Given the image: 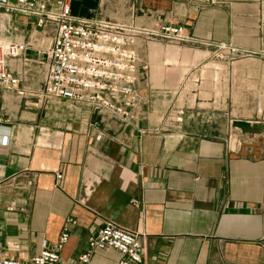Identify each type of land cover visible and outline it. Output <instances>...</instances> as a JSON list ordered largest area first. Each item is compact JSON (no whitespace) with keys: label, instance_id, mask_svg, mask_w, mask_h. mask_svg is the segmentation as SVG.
Instances as JSON below:
<instances>
[{"label":"crops","instance_id":"crops-1","mask_svg":"<svg viewBox=\"0 0 264 264\" xmlns=\"http://www.w3.org/2000/svg\"><path fill=\"white\" fill-rule=\"evenodd\" d=\"M70 10L149 29L182 26L264 59V0H72ZM38 31L16 14L0 16V36L32 44L8 69L33 93L44 71ZM135 51L144 73L126 117L65 100L34 107L0 89V136L9 137L0 147V257L29 258L72 218L61 264H77L107 222L140 235L142 264H264V123L232 130L230 113L203 106L211 97L201 69L213 48L139 41ZM120 258L96 251L88 264Z\"/></svg>","mask_w":264,"mask_h":264},{"label":"built area","instance_id":"built-area-1","mask_svg":"<svg viewBox=\"0 0 264 264\" xmlns=\"http://www.w3.org/2000/svg\"><path fill=\"white\" fill-rule=\"evenodd\" d=\"M0 10L5 15L16 14L28 19L41 34L40 43L33 40L38 44V54L43 57L37 64L44 69L42 89L37 93L19 89L20 79L8 69V61L23 58L32 44L0 36V89L15 90L20 97L35 99L30 103L34 107L65 100L126 117L127 111L137 108L140 102L136 83L144 68H138L135 46L139 41L213 48L216 57L217 53L225 52L240 58L254 56L231 44L195 39L182 26L149 29L104 18L74 16L70 0H58L50 7L40 0H0ZM50 30L52 40L45 46L43 43ZM23 62L26 64L27 59ZM8 144L9 137L0 136V147ZM55 177L59 181L62 176ZM73 223L72 218L66 220L56 241L41 240L38 253L29 258L0 257V264H61L60 253L68 240L69 225ZM109 250L121 256L115 264H142L140 235L111 222L88 240L86 251L79 256L77 264H88L94 252Z\"/></svg>","mask_w":264,"mask_h":264},{"label":"rangeland","instance_id":"rangeland-1","mask_svg":"<svg viewBox=\"0 0 264 264\" xmlns=\"http://www.w3.org/2000/svg\"><path fill=\"white\" fill-rule=\"evenodd\" d=\"M40 1L50 7L58 0ZM2 14L4 12L0 10V16ZM204 65L201 69L202 87L207 88L209 92L204 98L211 97V103L203 106L210 107L216 112L225 110L233 118L229 119L230 121L247 120L264 123V59L240 58L228 53H217L216 57V53L213 52ZM224 95L227 96L226 100L220 102L219 99ZM190 103L193 105L192 100ZM182 105L183 103H179L176 109L182 111ZM230 121L227 122V127L233 130L235 127ZM14 250L20 252L24 249Z\"/></svg>","mask_w":264,"mask_h":264},{"label":"water","instance_id":"water-1","mask_svg":"<svg viewBox=\"0 0 264 264\" xmlns=\"http://www.w3.org/2000/svg\"><path fill=\"white\" fill-rule=\"evenodd\" d=\"M260 125L261 124L259 122L251 124L248 121H241V120H233L232 121V126L242 130L243 132H249L251 127H254V126L259 127Z\"/></svg>","mask_w":264,"mask_h":264}]
</instances>
